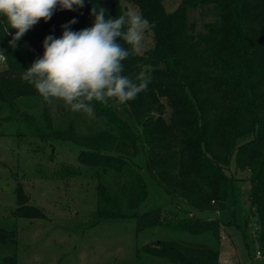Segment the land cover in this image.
Listing matches in <instances>:
<instances>
[{
    "label": "trees",
    "instance_id": "1",
    "mask_svg": "<svg viewBox=\"0 0 264 264\" xmlns=\"http://www.w3.org/2000/svg\"><path fill=\"white\" fill-rule=\"evenodd\" d=\"M124 1L154 24L152 48L143 54L132 52L123 61L124 74L130 77L142 69L151 71L147 91L123 105L94 102V116L106 126L84 134L72 122L56 129L48 112L40 114L44 126L32 116H18L17 97H41L21 76L43 54L44 37H59L61 25L72 19L76 23L69 25L71 30L90 27L95 4L115 18L126 11ZM196 9L210 17L203 31L195 30L191 19ZM6 27L0 17V54L5 58L0 68V114L5 111V119L25 121L30 135L44 142L72 140L82 146L77 162L95 170L97 198L90 225L131 219L136 233L155 225L193 237L210 232L219 241L216 219L181 218L167 211L153 220L152 213L142 210L148 188L131 159L143 152L146 171L157 184L203 212L226 206L231 180L224 168L234 153L235 166L249 172L248 203L259 220L256 243L264 257V0H180L172 12L163 0H85L82 8H58L50 20H40L37 30L26 32L15 48L8 43L15 29L5 33ZM247 136L236 145L238 138ZM58 171L72 175L77 169L62 166ZM13 192L12 217H46L28 202L19 184ZM16 242L15 231L0 228V246ZM143 255L172 264H220L219 250L195 240L157 239L136 248V264H146ZM0 264H17L16 254L3 255Z\"/></svg>",
    "mask_w": 264,
    "mask_h": 264
},
{
    "label": "rangeland",
    "instance_id": "2",
    "mask_svg": "<svg viewBox=\"0 0 264 264\" xmlns=\"http://www.w3.org/2000/svg\"><path fill=\"white\" fill-rule=\"evenodd\" d=\"M180 0H163L165 9L172 12ZM126 11L139 13V9L123 2ZM195 30L203 31V23L210 20L199 10L191 11ZM39 23L31 28L37 30ZM154 43L152 29L145 33L143 47L137 54L149 51ZM0 64V68L3 67ZM17 115H28L38 119L44 126L41 113L48 112L56 129H66L73 123L78 133H87L92 128L106 126L94 115L72 112L63 101L53 99L46 102L42 97H17ZM170 109L167 108L166 120ZM0 114V228L16 232V244L0 246V260L3 255L16 254L17 264H136V248L150 245L157 239H181L207 244L219 250L220 264H264L262 257H256L259 231L258 217L249 207V172L235 166L234 153L224 168L231 180L226 206L219 211H198L184 200L171 197L149 175L145 168V157L140 152L135 162L148 188V196L142 210L152 213L153 220L167 211L175 212L181 218H202L218 220L219 241L204 236L193 237L151 226L136 233V222L131 219H105L90 225L91 214L96 205L95 170L81 165L76 155L82 148L72 140L44 142L28 131L27 123L9 120ZM10 118V117H8ZM133 123V122H132ZM137 128V127H135ZM247 137L236 140L241 144ZM76 167L72 175L60 174L61 167ZM19 184L29 196L28 202L39 207L46 217L14 218V188ZM171 199L173 200L171 202ZM146 264H172L164 258L143 255Z\"/></svg>",
    "mask_w": 264,
    "mask_h": 264
},
{
    "label": "clouds",
    "instance_id": "3",
    "mask_svg": "<svg viewBox=\"0 0 264 264\" xmlns=\"http://www.w3.org/2000/svg\"><path fill=\"white\" fill-rule=\"evenodd\" d=\"M84 4L85 0H0V17L7 21L5 33L15 29L9 46L15 48L26 32L40 20H50L58 8L75 11ZM106 12L92 5L90 27L71 30L69 25L76 23L72 19L61 25L59 37H44L43 54L21 76L44 101L61 100L72 112L91 117L94 102L123 105L147 91L151 71L142 69L135 78L130 77L124 74L123 61L141 50L145 33L154 24L138 12L125 11L115 18Z\"/></svg>",
    "mask_w": 264,
    "mask_h": 264
},
{
    "label": "built area",
    "instance_id": "4",
    "mask_svg": "<svg viewBox=\"0 0 264 264\" xmlns=\"http://www.w3.org/2000/svg\"><path fill=\"white\" fill-rule=\"evenodd\" d=\"M0 56H3L2 54H0ZM4 57V56H3ZM5 62V58L0 59V64H4ZM256 257H262L260 251H256Z\"/></svg>",
    "mask_w": 264,
    "mask_h": 264
}]
</instances>
